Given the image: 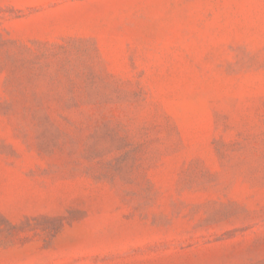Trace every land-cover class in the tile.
<instances>
[{"label": "rangeland", "instance_id": "1", "mask_svg": "<svg viewBox=\"0 0 264 264\" xmlns=\"http://www.w3.org/2000/svg\"><path fill=\"white\" fill-rule=\"evenodd\" d=\"M0 264H264V0H0Z\"/></svg>", "mask_w": 264, "mask_h": 264}]
</instances>
